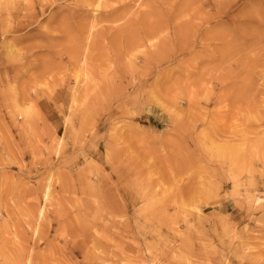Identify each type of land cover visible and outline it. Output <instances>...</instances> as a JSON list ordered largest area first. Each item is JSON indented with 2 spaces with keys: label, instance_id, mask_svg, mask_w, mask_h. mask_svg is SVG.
<instances>
[{
  "label": "rangeland",
  "instance_id": "374dc122",
  "mask_svg": "<svg viewBox=\"0 0 264 264\" xmlns=\"http://www.w3.org/2000/svg\"><path fill=\"white\" fill-rule=\"evenodd\" d=\"M96 2L0 0V264H264V0Z\"/></svg>",
  "mask_w": 264,
  "mask_h": 264
},
{
  "label": "bare ground",
  "instance_id": "6f19581e",
  "mask_svg": "<svg viewBox=\"0 0 264 264\" xmlns=\"http://www.w3.org/2000/svg\"><path fill=\"white\" fill-rule=\"evenodd\" d=\"M159 1V0H158ZM122 2V1H121ZM98 3H99V0H98ZM98 3L96 2V5H98ZM103 3V2H102ZM101 3V4H102ZM112 3V2H111ZM95 5V4H94ZM100 5V4H99ZM99 5H98V7H99ZM114 5V4H113ZM118 5V4H117ZM180 5V4H179ZM123 6V5H122ZM167 6V5H166ZM89 7V6H88ZM158 7V6H157ZM96 8V7H95ZM180 8V7H179ZM97 9V8H96ZM98 11V10H97ZM100 11V10H99ZM96 12V11H95ZM114 12H116V11H114ZM117 12H118V10H117ZM101 14V13H100ZM110 14V13H109ZM97 15V14H96ZM116 15V14H115ZM114 15V16H115ZM101 16V15H100ZM109 17V16H108ZM108 17L106 18V19H108ZM122 17V16H121ZM140 17V16H139ZM163 17V16H162ZM171 17V16H170ZM174 17V16H173ZM116 18H118L117 16H116ZM111 19V18H110ZM138 19V18H137ZM129 20V19H128ZM114 21V20H113ZM163 21V20H162ZM101 22V21H100ZM112 22V21H111ZM161 22V21H160ZM159 22V23H160ZM162 23V22H161ZM146 24V23H145ZM161 25V24H160ZM94 27V26H93ZM157 28V27H156ZM161 29V28H160ZM126 31V30H125ZM90 32V31H89ZM120 33V32H119ZM179 35V34H178ZM85 47H87L86 45H85Z\"/></svg>",
  "mask_w": 264,
  "mask_h": 264
}]
</instances>
